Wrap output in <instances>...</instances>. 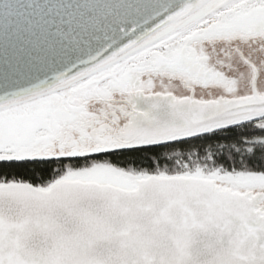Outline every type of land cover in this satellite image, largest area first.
Masks as SVG:
<instances>
[{
    "label": "snow or ice",
    "instance_id": "6c2138e0",
    "mask_svg": "<svg viewBox=\"0 0 264 264\" xmlns=\"http://www.w3.org/2000/svg\"><path fill=\"white\" fill-rule=\"evenodd\" d=\"M0 264H264V0H0Z\"/></svg>",
    "mask_w": 264,
    "mask_h": 264
}]
</instances>
